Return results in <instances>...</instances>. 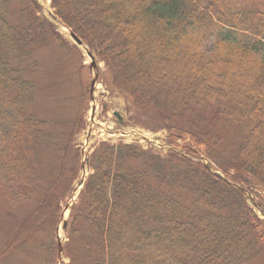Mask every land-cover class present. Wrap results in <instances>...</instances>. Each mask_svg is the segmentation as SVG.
<instances>
[{
	"label": "trees",
	"instance_id": "obj_1",
	"mask_svg": "<svg viewBox=\"0 0 264 264\" xmlns=\"http://www.w3.org/2000/svg\"><path fill=\"white\" fill-rule=\"evenodd\" d=\"M48 5L185 152L101 144L71 212L68 264H264V219L244 191L193 158L205 153L227 178L258 189L264 210V0ZM53 40L63 42L38 0H0V194L14 206L38 202L17 249L57 224L78 173L67 148L80 125L60 138L30 109L37 52Z\"/></svg>",
	"mask_w": 264,
	"mask_h": 264
},
{
	"label": "rangeland",
	"instance_id": "obj_2",
	"mask_svg": "<svg viewBox=\"0 0 264 264\" xmlns=\"http://www.w3.org/2000/svg\"><path fill=\"white\" fill-rule=\"evenodd\" d=\"M212 46L213 39L211 37L205 41L203 50L209 52L212 49ZM38 58L40 63L35 77L37 75L36 78H38L39 93L41 96L37 94V91L35 92L36 101L32 104L31 108L37 115H39L40 118L51 122L50 125L47 124L48 129L51 128V130L53 129L55 132L65 130L64 136L70 131V128H73L72 124L75 122L76 118L84 113L83 126L85 127L83 132H81L79 136L74 134L73 137L78 153H80L79 147L81 148V152L82 149H84V154L88 155L90 153V147H94L100 141V139L105 136H102L101 132L105 131V127L107 126L108 122H110L109 124L115 127H123L118 123L116 124L113 117H109L112 116L114 110H118L124 116V118H129L130 121L133 120L131 116L135 115L137 112H140L138 107L134 106L131 101L120 94L110 93L109 91L108 94L106 91V83L103 81V79H101H105V75H102L101 78H99L102 81L103 86L98 85V83L96 84V90L94 91L95 100L92 101L90 99V94L88 91L87 96H85V99H83L84 101L79 103V97L84 91V88L81 86H85L86 84L89 85L91 82L89 72L91 60L86 55L82 54L81 56L77 49H67L66 47L61 46L59 42H54L40 50L38 52ZM95 65L97 72L99 75H101L105 69L104 63L96 60ZM94 72H96V70H94ZM107 79L109 80L110 78L107 77ZM104 105L108 106L106 111L103 110ZM136 115L138 118H140L139 114ZM63 119L64 123L61 122ZM56 121L62 124L59 125L55 123ZM94 121V130L96 132H93V135L89 136V127H92ZM54 124L59 126H55ZM147 124L150 125V123ZM102 126L104 128H102ZM145 129L152 131L150 127H144L143 130ZM155 133L160 136L162 142L165 140L166 130L161 129ZM58 136L60 138L63 137L61 135ZM69 144H73L71 138H69ZM68 149L69 148H67V150ZM43 157L47 159H54L53 154L50 153H45ZM63 158L67 161L66 155H64ZM207 161L211 164L212 168H216L213 164V160L207 159ZM65 164H69V161H67ZM37 167L44 171V168L41 166V164L37 165ZM52 167H54V164ZM85 170L86 173H89L87 166L85 167ZM83 174L84 172L82 173L81 171L80 175ZM84 175L87 176L86 174ZM80 188L81 187L76 182L71 195L63 203L62 209L68 210L66 205L68 203L70 204L71 201L74 202L77 200L79 190H81ZM249 201L251 204H253L250 199ZM37 203L36 205L28 204L19 208H13L8 203L6 198L0 195V254L6 249L8 241L16 236L18 224L20 223V217L24 215L26 216L28 212L29 214H34L37 209ZM68 215L69 214L66 213L64 219L68 218ZM58 230L59 232L57 233V228L55 225L48 230L37 233L36 237L39 239V241H30L27 249L19 250V252L13 250L10 252L12 253L10 255H5L3 252V257L0 256V264H66L68 259L65 256H63V262L58 259L57 234H59L63 244L68 240L66 237V232L63 229L62 220L58 224ZM54 253L56 254V260L53 263L52 259Z\"/></svg>",
	"mask_w": 264,
	"mask_h": 264
},
{
	"label": "water",
	"instance_id": "obj_3",
	"mask_svg": "<svg viewBox=\"0 0 264 264\" xmlns=\"http://www.w3.org/2000/svg\"><path fill=\"white\" fill-rule=\"evenodd\" d=\"M62 255V246H61V242H59V258H61Z\"/></svg>",
	"mask_w": 264,
	"mask_h": 264
}]
</instances>
